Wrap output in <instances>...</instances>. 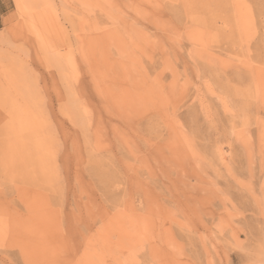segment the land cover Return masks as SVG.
<instances>
[{
    "label": "rangeland",
    "instance_id": "1",
    "mask_svg": "<svg viewBox=\"0 0 264 264\" xmlns=\"http://www.w3.org/2000/svg\"><path fill=\"white\" fill-rule=\"evenodd\" d=\"M14 2L0 264H264V0Z\"/></svg>",
    "mask_w": 264,
    "mask_h": 264
},
{
    "label": "crops",
    "instance_id": "2",
    "mask_svg": "<svg viewBox=\"0 0 264 264\" xmlns=\"http://www.w3.org/2000/svg\"><path fill=\"white\" fill-rule=\"evenodd\" d=\"M15 12L14 0H0V30Z\"/></svg>",
    "mask_w": 264,
    "mask_h": 264
}]
</instances>
